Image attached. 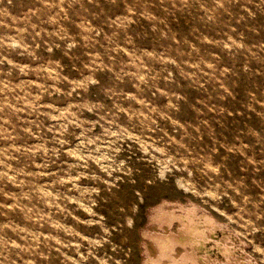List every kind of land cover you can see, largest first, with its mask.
<instances>
[{
    "label": "rangeland",
    "instance_id": "1",
    "mask_svg": "<svg viewBox=\"0 0 264 264\" xmlns=\"http://www.w3.org/2000/svg\"><path fill=\"white\" fill-rule=\"evenodd\" d=\"M165 263L264 264V0H0V264Z\"/></svg>",
    "mask_w": 264,
    "mask_h": 264
},
{
    "label": "bare ground",
    "instance_id": "2",
    "mask_svg": "<svg viewBox=\"0 0 264 264\" xmlns=\"http://www.w3.org/2000/svg\"><path fill=\"white\" fill-rule=\"evenodd\" d=\"M166 232H168V231H166ZM200 232H198V234H199ZM202 234V233H201ZM189 238V237H188ZM211 238V237H210ZM169 241V240H168ZM181 241V240H180ZM182 242V241H181ZM226 242V241H225ZM183 243V242H182ZM224 243V242H223ZM229 243H231V242H229ZM201 244V243H200ZM225 245H226V243H224ZM166 246V245H165ZM189 246V245H188ZM228 246H230L229 244H228ZM227 247V246H226ZM158 248V247H157ZM186 248V247H185ZM189 248V247H188ZM159 250V249H158ZM201 250V249H200ZM178 252V251H177ZM185 253V252H184ZM214 253V252H213ZM181 255V254H180ZM177 256H179V255H177ZM176 256V257H177ZM185 256V255H184ZM198 256V255H197ZM162 257V256H161ZM181 257H182V255H181ZM180 258V257H179ZM179 258H177V259H179ZM184 258V257H183ZM239 258V257H238ZM247 259V258H246ZM187 260V259H186ZM200 260V259H199ZM211 260V259H210ZM240 262H241V259H240ZM247 262H248V260H247ZM174 263V262H173ZM197 263V262H196ZM200 263V262H199ZM239 263V262H238ZM166 264V263H165Z\"/></svg>",
    "mask_w": 264,
    "mask_h": 264
}]
</instances>
